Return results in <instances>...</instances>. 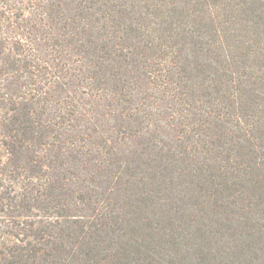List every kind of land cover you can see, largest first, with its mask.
I'll return each instance as SVG.
<instances>
[{
	"label": "trees",
	"instance_id": "trees-1",
	"mask_svg": "<svg viewBox=\"0 0 264 264\" xmlns=\"http://www.w3.org/2000/svg\"><path fill=\"white\" fill-rule=\"evenodd\" d=\"M0 16V264H264V0Z\"/></svg>",
	"mask_w": 264,
	"mask_h": 264
},
{
	"label": "rangeland",
	"instance_id": "rangeland-1",
	"mask_svg": "<svg viewBox=\"0 0 264 264\" xmlns=\"http://www.w3.org/2000/svg\"><path fill=\"white\" fill-rule=\"evenodd\" d=\"M9 20L7 17L0 16V26H8ZM3 114V113H2ZM8 161V152L6 147L0 142V163L6 164ZM3 183L6 185V181L3 180ZM7 186H8V180H7ZM1 189V188H0ZM2 206L0 205V257L3 255L4 252L7 251L9 246L13 245L17 239L11 234H8L6 231H8V218H5V216L2 215L1 210Z\"/></svg>",
	"mask_w": 264,
	"mask_h": 264
}]
</instances>
